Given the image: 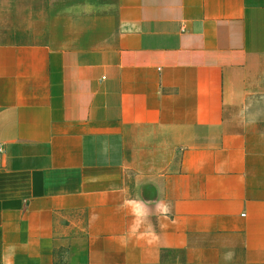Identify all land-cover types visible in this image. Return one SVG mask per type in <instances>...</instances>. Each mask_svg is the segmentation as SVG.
<instances>
[{
  "label": "crops",
  "instance_id": "1",
  "mask_svg": "<svg viewBox=\"0 0 264 264\" xmlns=\"http://www.w3.org/2000/svg\"><path fill=\"white\" fill-rule=\"evenodd\" d=\"M0 264H264V0H0Z\"/></svg>",
  "mask_w": 264,
  "mask_h": 264
},
{
  "label": "rangeland",
  "instance_id": "2",
  "mask_svg": "<svg viewBox=\"0 0 264 264\" xmlns=\"http://www.w3.org/2000/svg\"><path fill=\"white\" fill-rule=\"evenodd\" d=\"M18 18H16L15 16V20H14V27H15V31H14V36H13V39L14 40H17V41H21V36H20V33L21 31L20 30H17V28L21 25L19 22H17ZM19 21V20H18Z\"/></svg>",
  "mask_w": 264,
  "mask_h": 264
}]
</instances>
